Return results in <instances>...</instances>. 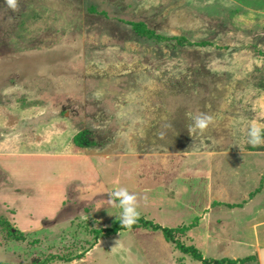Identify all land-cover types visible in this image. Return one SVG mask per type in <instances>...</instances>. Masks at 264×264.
<instances>
[{
  "label": "rangeland",
  "instance_id": "374dc122",
  "mask_svg": "<svg viewBox=\"0 0 264 264\" xmlns=\"http://www.w3.org/2000/svg\"><path fill=\"white\" fill-rule=\"evenodd\" d=\"M199 113L212 123L189 131ZM250 124L264 130V0H0V151L84 155L78 181L41 174L59 204L0 175V217L21 233L0 234V264H203L174 241L259 264L264 144L247 143ZM120 186L174 241L101 232Z\"/></svg>",
  "mask_w": 264,
  "mask_h": 264
},
{
  "label": "crops",
  "instance_id": "0c3cea01",
  "mask_svg": "<svg viewBox=\"0 0 264 264\" xmlns=\"http://www.w3.org/2000/svg\"><path fill=\"white\" fill-rule=\"evenodd\" d=\"M63 153V154H62ZM127 155H131L126 153ZM120 156V155H119ZM49 157L50 161L46 162L44 158ZM117 157V156H116ZM115 156H109L105 158V161H110L111 158H116ZM129 157V156H128ZM84 155L78 154L77 152H61V153H46V152H14L9 150L0 151V175L5 176L7 182L12 184L14 187L18 185L21 187L23 192L30 195L29 201L41 200V196L44 195L49 199L59 204V199H55L58 190L55 185L49 187L45 182L47 179L43 178L41 174H45L46 177H51L52 175H66L65 184H67V179L79 180L82 177V173L79 172L77 166L82 163ZM100 164L98 163L96 167L92 165L91 172L93 173V179L89 186H96L101 182V177L99 173ZM106 164V163H105ZM109 164V163H108ZM27 166L28 169L26 168ZM20 168L25 169V173H21ZM22 170V169H21ZM20 174H25L24 176H18ZM67 174H71L67 178ZM95 175V178H94ZM48 177V178H49ZM52 181L55 180L57 186L60 188L62 184L57 183L56 178H50ZM53 184V182H52ZM48 188V191L46 189ZM28 188V190H27ZM79 190V189H78ZM48 193V196L47 194ZM28 195V196H29ZM32 196V197H31ZM80 197V195H79ZM36 199V200H35ZM80 199V198H79ZM49 204V203H48ZM51 204V203H50ZM52 213V211H51Z\"/></svg>",
  "mask_w": 264,
  "mask_h": 264
},
{
  "label": "clouds",
  "instance_id": "9594fccd",
  "mask_svg": "<svg viewBox=\"0 0 264 264\" xmlns=\"http://www.w3.org/2000/svg\"><path fill=\"white\" fill-rule=\"evenodd\" d=\"M8 7L15 9L16 0H5ZM213 117L206 113H199L193 116L192 124L189 126V131L205 130L211 123ZM247 143L253 147L264 144V130L256 124H250L247 130ZM108 203L115 205L118 209L119 224L130 229L140 215L137 210V197L130 193L128 187L120 186L108 194Z\"/></svg>",
  "mask_w": 264,
  "mask_h": 264
},
{
  "label": "trees",
  "instance_id": "16d2710c",
  "mask_svg": "<svg viewBox=\"0 0 264 264\" xmlns=\"http://www.w3.org/2000/svg\"><path fill=\"white\" fill-rule=\"evenodd\" d=\"M74 142L78 145H83V143L79 139V135H77L74 138ZM2 223H5V225L2 226ZM0 231L1 237L6 238V240H16L18 238V235H21L20 232L16 230H12L11 227L8 225V223L3 218L0 217ZM137 229H150L151 231H159L162 233L163 237L168 241H174L173 240V229L170 228H163L159 226L158 224H154L150 221L144 220L142 218H138L137 222L130 228L126 229L122 227L119 224V221H116L112 227L110 228H103L101 232H108L109 234H116L121 230H137ZM5 240V241H6ZM176 246L183 252L191 254L196 260H199L203 264H236L237 260H229V259H219V260H206L201 257L199 253L193 248V247H183L181 244H178L176 241H174ZM250 257H246L244 259H241L239 262H244L248 260Z\"/></svg>",
  "mask_w": 264,
  "mask_h": 264
},
{
  "label": "water",
  "instance_id": "95a60500",
  "mask_svg": "<svg viewBox=\"0 0 264 264\" xmlns=\"http://www.w3.org/2000/svg\"><path fill=\"white\" fill-rule=\"evenodd\" d=\"M259 264H264V247L258 251Z\"/></svg>",
  "mask_w": 264,
  "mask_h": 264
}]
</instances>
